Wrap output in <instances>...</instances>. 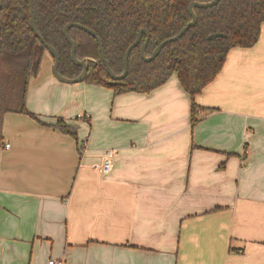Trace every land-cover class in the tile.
<instances>
[{
  "label": "crops",
  "instance_id": "0c3cea01",
  "mask_svg": "<svg viewBox=\"0 0 264 264\" xmlns=\"http://www.w3.org/2000/svg\"><path fill=\"white\" fill-rule=\"evenodd\" d=\"M52 63L29 79L35 117H2L0 264H264V22L194 96V122L174 72L118 93Z\"/></svg>",
  "mask_w": 264,
  "mask_h": 264
},
{
  "label": "trees",
  "instance_id": "16d2710c",
  "mask_svg": "<svg viewBox=\"0 0 264 264\" xmlns=\"http://www.w3.org/2000/svg\"><path fill=\"white\" fill-rule=\"evenodd\" d=\"M194 0H32L38 32L59 54L58 72L75 77L82 67L70 58V44L62 28L69 21L93 29L100 38L104 55L114 73L123 70V55L138 30L149 32L145 54L165 38L173 36L191 18L187 7ZM209 1V0H199ZM0 147L5 112L31 113L25 103L29 79L39 70L45 45L29 24L28 0H0ZM196 22L176 40L166 43L151 60L141 58L139 42L128 54L126 75L110 84L96 39L78 26L68 34L75 42V55L87 62L82 79L105 85L115 92H147L176 73L191 99V121L196 109L194 96L220 71L231 47L253 45L264 22V0H218L207 7H195ZM223 32L224 37L207 36ZM55 125L76 137V127L58 119Z\"/></svg>",
  "mask_w": 264,
  "mask_h": 264
},
{
  "label": "water",
  "instance_id": "95a60500",
  "mask_svg": "<svg viewBox=\"0 0 264 264\" xmlns=\"http://www.w3.org/2000/svg\"><path fill=\"white\" fill-rule=\"evenodd\" d=\"M218 0H209V1H199V0H194L191 1L188 4L187 10L191 16L190 20L184 25L182 26L179 31L174 34L173 36H170L168 38L163 39L162 41H160L155 48L153 49V51L151 52V54L146 55L145 54V47L147 45V41H148V37H149V32L145 27H142L138 30L135 39L128 45V47L126 48L124 55H123V70L120 73H114L113 70L111 69L105 55L102 49V44L100 41L99 36L97 35V33L87 27L86 25H83L82 23L79 22H74V21H69L67 23H65L63 25L62 28V32L63 35L65 37V39L68 41V43L70 44V58L71 60L77 64L80 65L82 67V70L80 71V73L78 75H76L75 77H67L64 76L62 74H60L58 72V62H59V54L57 52V50L50 44H48L45 39L41 36V34L38 32L36 24H35V18H34V14H33V8H32V0H28V6H29V24L31 27V30L33 31L34 35L38 37V39L45 45L46 49L48 50L49 54L51 55L52 59H53V63H52V74L53 76L58 79L61 82H66V83H74V82H78L81 81L87 71V62L86 60L83 59H79L76 57L75 55V42L74 40L70 37V35L68 34V28L70 26H78L84 30H86L87 32H89L97 41L98 44V48L100 51V55H101V59L104 62L105 65V69L108 73V75L110 76L111 80L109 81L110 84H115L118 83L127 73V68H128V54L129 51L131 50L132 47H134L140 40L142 33L145 34V38L144 41L141 43L140 48H139V52H140V56L143 60L145 61H149L151 59H153L161 50V48L168 42L174 41L176 40L178 37H180L190 26H192L197 19V15L195 13L194 8L195 7H207V6H211L217 3ZM0 7H1V3H0ZM225 33L223 32H213L210 33L207 37H224Z\"/></svg>",
  "mask_w": 264,
  "mask_h": 264
},
{
  "label": "built area",
  "instance_id": "2783aa9c",
  "mask_svg": "<svg viewBox=\"0 0 264 264\" xmlns=\"http://www.w3.org/2000/svg\"><path fill=\"white\" fill-rule=\"evenodd\" d=\"M4 146L8 147L9 144L5 143ZM113 156H114V150L112 149L105 150L101 162L95 164L94 167L97 168L103 174L110 172V170L113 167ZM46 264H62V260L50 258L47 260Z\"/></svg>",
  "mask_w": 264,
  "mask_h": 264
},
{
  "label": "flooded vegetation",
  "instance_id": "af4514ba",
  "mask_svg": "<svg viewBox=\"0 0 264 264\" xmlns=\"http://www.w3.org/2000/svg\"><path fill=\"white\" fill-rule=\"evenodd\" d=\"M47 52H48V50H47Z\"/></svg>",
  "mask_w": 264,
  "mask_h": 264
}]
</instances>
